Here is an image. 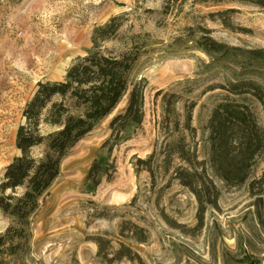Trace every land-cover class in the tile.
<instances>
[{"label":"rangeland","instance_id":"rangeland-1","mask_svg":"<svg viewBox=\"0 0 264 264\" xmlns=\"http://www.w3.org/2000/svg\"><path fill=\"white\" fill-rule=\"evenodd\" d=\"M256 1L0 0V181L19 154L15 132L37 83L61 80L90 49L94 27L121 18L117 37L104 46H139L130 82L145 85L140 127L109 158L100 150L109 136L110 119L126 104L125 94L112 113L70 149L31 219L27 247L11 256L0 254V264H107L96 255L91 237L97 234L111 239L112 246L124 242L146 264H264V213L247 183L225 187L207 169L220 195L198 228L194 196L171 179V170H164V158L177 136H185L198 160L207 158L206 126L212 107L226 94L221 86L251 79L264 91V7ZM203 36L236 55L201 51L197 40ZM256 54L261 57L252 58ZM165 94L177 96L181 124L193 104L192 131L184 126L175 130V114L164 118ZM251 102L264 128V104ZM151 155L154 177L137 161ZM94 159L114 166L112 178L95 188L85 182ZM263 163L261 156L254 175ZM103 206L111 208V218L94 217ZM123 218L142 226L147 240L121 237L118 224ZM9 223L0 213V232Z\"/></svg>","mask_w":264,"mask_h":264},{"label":"trees","instance_id":"trees-1","mask_svg":"<svg viewBox=\"0 0 264 264\" xmlns=\"http://www.w3.org/2000/svg\"><path fill=\"white\" fill-rule=\"evenodd\" d=\"M264 7V0H257ZM121 18L114 16L94 27L91 47L77 57L67 68L61 80L39 81L31 98L22 110V122L15 132V147L19 154L13 157L0 181V213L10 220L0 232V254L11 256L27 247L31 237V219L41 200L60 174L61 163L70 149L88 134L101 120L115 109L127 94L124 108L109 121V136L100 150L109 158L113 149L128 140L142 124L144 118V89L141 82H130L133 65L140 56L139 46L129 42L122 48H106L104 43L117 37ZM197 47L205 53H228L221 43L209 36L197 40ZM261 56L253 55L252 58ZM226 94L214 104L207 121L206 156L198 160L195 149L185 142V136L173 139L172 150L165 158L164 170H171V179L187 188L194 196L197 208V227L200 228L207 207H216L220 191L213 177L225 187L248 185L249 195L264 213V163L259 175L254 169L259 158L264 161V128L259 125L252 100L264 104V91L251 79L230 82ZM161 91H157L159 95ZM172 98V100L170 99ZM165 117L175 114V130L184 126L192 131L191 104L181 124L177 117L175 94L162 97ZM152 155L145 160L144 169L154 177ZM174 159L178 163H173ZM114 172L112 163L103 164L94 159L85 176V182L97 187L103 179L110 180ZM92 204H94L92 202ZM109 207L93 212L96 218H111ZM118 234L143 243L147 231L130 219L118 224ZM96 255L105 263L127 260L131 264H146L141 256L124 242L112 246L104 235L91 237Z\"/></svg>","mask_w":264,"mask_h":264}]
</instances>
